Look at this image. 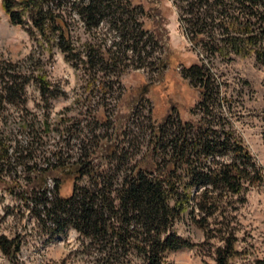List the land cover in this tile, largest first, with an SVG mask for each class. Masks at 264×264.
Here are the masks:
<instances>
[{
    "label": "trees",
    "instance_id": "16d2710c",
    "mask_svg": "<svg viewBox=\"0 0 264 264\" xmlns=\"http://www.w3.org/2000/svg\"><path fill=\"white\" fill-rule=\"evenodd\" d=\"M173 1L194 46H203L208 57L231 61L234 56L254 55L256 63L264 68V0ZM125 3L130 5L129 0ZM122 6L121 0H2L10 21L27 31L35 48L16 62L0 61V104L20 99L31 81H36L44 98L56 95L58 90L48 80L42 60L56 49L77 68L93 70L95 80L91 85L95 86L98 73L123 59L119 52L103 49L97 42H84L83 53L77 52L66 9H75L90 29L110 17L123 37L133 40L134 50L143 44L144 34L132 25V10ZM183 71V78L200 90V102L193 110L198 119L174 118L173 106L164 120L152 123L146 150L139 160L129 161L125 170L124 164L132 157L130 152H119L115 141L107 142L101 161L93 163V147L100 143V135H94V145H86L83 155L68 164L56 143L48 151L50 156L44 158L46 167L32 175L29 169L38 164H30L33 160L28 159L43 137L31 128L26 143L16 137L11 153L7 138L0 134V163L12 166L21 162L28 168L24 202H32V211L54 235L75 228L89 264H134L136 259L142 264H167L168 252L196 245L178 232L176 223L182 220L202 229L206 238L216 237L222 242L215 251L218 264H230L238 255L237 237L226 224L227 212L238 210L249 190L264 182L263 168L233 117L220 110L224 102L231 109L232 102L215 84L212 68L202 62L187 65ZM99 83L105 87V81ZM45 121L48 136L52 125ZM12 154L18 156L15 161H11ZM54 167L60 168L61 175L55 177L56 194L51 199L43 171H53ZM84 177L89 182L80 185L77 181ZM69 180L72 189L64 194L63 182ZM18 186L22 187L19 178L6 180L0 176V189L15 192ZM0 246L13 257L21 249L17 239L1 238Z\"/></svg>",
    "mask_w": 264,
    "mask_h": 264
},
{
    "label": "rangeland",
    "instance_id": "374dc122",
    "mask_svg": "<svg viewBox=\"0 0 264 264\" xmlns=\"http://www.w3.org/2000/svg\"><path fill=\"white\" fill-rule=\"evenodd\" d=\"M121 1L123 9L130 8L133 12L132 25L144 34L143 44L134 50L133 40L123 37L124 33L114 27L110 17L90 29L75 9H66L77 52L83 53L82 43L97 42L103 49L119 52L123 59L117 66L98 73L95 86L91 85L95 80L93 70L77 68L56 49L42 58L46 76L58 90L56 95L44 98L36 81H31L20 99L0 104V134L7 138L10 147L15 148L16 137L26 143L31 128L43 137L38 141L33 159H28L33 160L30 164H38L29 169L31 174L36 175L39 169L46 167L44 158L50 156L48 151L56 143L68 164L83 155L86 145L91 142L94 145V135H100V143L93 147V163L101 161L106 143L115 141L119 152H130L132 160L126 161L123 170L129 168L127 163L139 160L146 150L144 146L150 139L152 123L164 120L173 106L174 118L198 119L193 110L200 102V90L183 78V68L202 62L212 68L215 84L220 85L222 94L232 102L231 109L228 102H224L220 110L233 117L237 130L264 172V68L256 63L255 56H234L231 61L208 57L203 46H194L188 26L180 19V10L173 0H129L130 5H126L127 0ZM116 43L120 46H114ZM34 48L27 31L10 21L0 0V61L16 62ZM100 81L106 82L105 87ZM104 116L108 124L102 123L106 121ZM46 119L52 125L48 136L43 127ZM23 125L29 126L28 129H23ZM15 158L18 156L12 154L11 161ZM15 163L12 166L5 162L0 164V173L7 180L17 174L23 184L15 193L1 188L0 239H17L21 249L13 257L0 246V264H89L75 228L48 236L52 231L42 225L32 209L28 211L30 207L21 198L27 195L23 191L24 175L29 171L24 163ZM105 163L103 159L104 167ZM61 167L71 169V166ZM43 172L55 182L61 175L57 167ZM77 182L84 185L89 181L84 177ZM72 185L71 180L63 182L64 194H69ZM55 194L56 190L52 197ZM238 207L227 212L226 224L235 232L238 251L230 264H264V182L253 186L246 202ZM176 224L178 232L196 245L168 252L167 264H218L215 251L222 245L218 238H206L202 229L183 220ZM142 263L139 259L134 262Z\"/></svg>",
    "mask_w": 264,
    "mask_h": 264
},
{
    "label": "built area",
    "instance_id": "2783aa9c",
    "mask_svg": "<svg viewBox=\"0 0 264 264\" xmlns=\"http://www.w3.org/2000/svg\"><path fill=\"white\" fill-rule=\"evenodd\" d=\"M10 149V152L11 153H13L14 152V147H10L9 148ZM1 164V163H0ZM1 165H4V164H1ZM1 171V170H0ZM25 175H26V173H25ZM24 175V176H25ZM0 176H2L4 179H6L7 180V178L3 175V174H1L0 173ZM12 177H17V178H20L21 176H19V175H17V174H14V175H12ZM12 177H9L8 179H11ZM20 180V179H19ZM21 181V180H20ZM21 183V182H20ZM24 183H25V181H24ZM46 183H47V196L49 197V198H51L52 199V193L54 192V190H56V182H55V179L54 178H47V180H46ZM22 186H23V184H22ZM25 187H26V185H24ZM6 190V189H5ZM0 191H2V189H0ZM7 192H10V193H13V192H11L10 190H6ZM53 191V192H52ZM15 192H16V190H15ZM14 192V193H15ZM22 199V198H21ZM23 200V203H25L24 202V199H22ZM26 204V203H25ZM27 206H29L30 207V209H28V211H30L32 208V203L30 202V205H27ZM34 213V212H33ZM31 216H29V219L31 220V218H30ZM38 217V216H37ZM35 218V217H34ZM34 221H35V219H34ZM49 224H50V222H49ZM52 226V225H51ZM54 234H53V232L52 233H48V236H53Z\"/></svg>",
    "mask_w": 264,
    "mask_h": 264
}]
</instances>
